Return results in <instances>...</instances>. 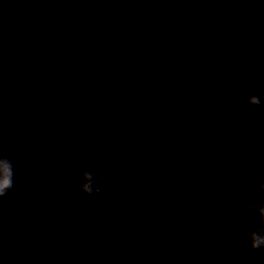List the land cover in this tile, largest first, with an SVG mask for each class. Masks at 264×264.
<instances>
[{
    "label": "water",
    "instance_id": "1",
    "mask_svg": "<svg viewBox=\"0 0 264 264\" xmlns=\"http://www.w3.org/2000/svg\"><path fill=\"white\" fill-rule=\"evenodd\" d=\"M245 89L264 0H0V264H264L240 238L264 180Z\"/></svg>",
    "mask_w": 264,
    "mask_h": 264
},
{
    "label": "clouds",
    "instance_id": "2",
    "mask_svg": "<svg viewBox=\"0 0 264 264\" xmlns=\"http://www.w3.org/2000/svg\"><path fill=\"white\" fill-rule=\"evenodd\" d=\"M246 98L249 104L258 107H264V91L248 93L245 89ZM78 170V174L83 176V182L78 184V191L89 196H95L107 192V188L101 187L103 180L95 173L89 172L83 168L77 161L72 165ZM14 172L10 157L6 154H0V202L6 200L14 188ZM31 179V178H29ZM248 211L256 213L260 217L259 224L255 226L244 225L240 229V238L244 244L252 250H264V180L259 183V195L247 205ZM183 256H191L192 252L189 246L185 245L182 249Z\"/></svg>",
    "mask_w": 264,
    "mask_h": 264
}]
</instances>
